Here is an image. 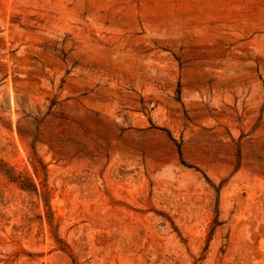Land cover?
<instances>
[{"label": "rangeland", "instance_id": "374dc122", "mask_svg": "<svg viewBox=\"0 0 264 264\" xmlns=\"http://www.w3.org/2000/svg\"><path fill=\"white\" fill-rule=\"evenodd\" d=\"M0 264H264V0H0Z\"/></svg>", "mask_w": 264, "mask_h": 264}]
</instances>
